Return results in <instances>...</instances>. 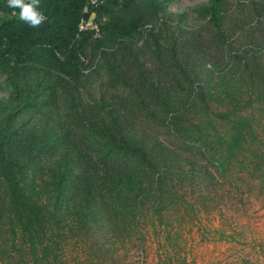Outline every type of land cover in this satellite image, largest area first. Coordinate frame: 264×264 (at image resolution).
I'll return each instance as SVG.
<instances>
[{"label":"trees","instance_id":"trees-1","mask_svg":"<svg viewBox=\"0 0 264 264\" xmlns=\"http://www.w3.org/2000/svg\"><path fill=\"white\" fill-rule=\"evenodd\" d=\"M99 1L93 39L85 0H0V264L243 248L264 202V0Z\"/></svg>","mask_w":264,"mask_h":264},{"label":"rangeland","instance_id":"rangeland-1","mask_svg":"<svg viewBox=\"0 0 264 264\" xmlns=\"http://www.w3.org/2000/svg\"><path fill=\"white\" fill-rule=\"evenodd\" d=\"M206 0H178L168 5V10L173 13H182ZM0 14V21L2 20ZM1 83V82H0ZM101 80L94 86V94L99 96ZM7 93L0 88V99L6 98ZM248 234L246 245H227L216 242H207L197 250L198 264H264V202L251 198L246 203V212L241 219ZM241 223V222H240ZM146 255V256H145ZM143 257L137 251L134 261L138 264H152L153 253L147 249ZM143 258V259H142Z\"/></svg>","mask_w":264,"mask_h":264},{"label":"built area","instance_id":"built-area-1","mask_svg":"<svg viewBox=\"0 0 264 264\" xmlns=\"http://www.w3.org/2000/svg\"><path fill=\"white\" fill-rule=\"evenodd\" d=\"M100 5L99 0H85L82 17L78 24V34L89 33L93 39H99L105 17H97L92 9Z\"/></svg>","mask_w":264,"mask_h":264}]
</instances>
